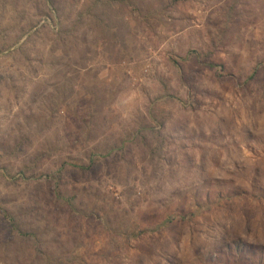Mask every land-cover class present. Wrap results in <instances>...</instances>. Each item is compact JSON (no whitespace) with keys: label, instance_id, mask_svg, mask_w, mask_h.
<instances>
[{"label":"rangeland","instance_id":"374dc122","mask_svg":"<svg viewBox=\"0 0 264 264\" xmlns=\"http://www.w3.org/2000/svg\"><path fill=\"white\" fill-rule=\"evenodd\" d=\"M0 264H264V0H0Z\"/></svg>","mask_w":264,"mask_h":264}]
</instances>
